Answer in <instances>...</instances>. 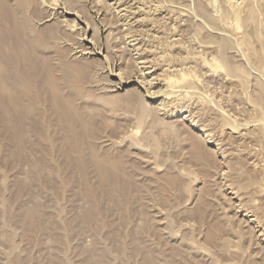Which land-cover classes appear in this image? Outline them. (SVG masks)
<instances>
[{
    "label": "rangeland",
    "instance_id": "rangeland-1",
    "mask_svg": "<svg viewBox=\"0 0 264 264\" xmlns=\"http://www.w3.org/2000/svg\"><path fill=\"white\" fill-rule=\"evenodd\" d=\"M15 48L0 264H264V0H0Z\"/></svg>",
    "mask_w": 264,
    "mask_h": 264
},
{
    "label": "bare ground",
    "instance_id": "bare-ground-1",
    "mask_svg": "<svg viewBox=\"0 0 264 264\" xmlns=\"http://www.w3.org/2000/svg\"><path fill=\"white\" fill-rule=\"evenodd\" d=\"M88 48H90V47H84V48H81L79 50L76 49V51L74 53L77 54L78 52H81L82 55L86 54V53H91L92 54L93 53V48L91 50H87ZM16 52H18V49L15 48V54H14V56L12 55L13 57L12 56H6V55L2 56V59L0 57V64L3 65L2 63H4L5 66L10 65V66H14L17 69H20V66H22L25 61H24V58H22V57L20 58V56H18V55L15 56ZM77 56H79V54ZM35 87L38 89L37 91L40 92V94H39L40 99H42V100L44 99L45 100V96H44L45 94L43 95L42 93H44V92L41 89L39 90V88L37 86V83L35 84ZM34 90H36V89H34ZM10 100L11 99L8 98V97H5V96L3 97V104H4V106L6 105L5 107L9 108V105H10V102H11Z\"/></svg>",
    "mask_w": 264,
    "mask_h": 264
}]
</instances>
